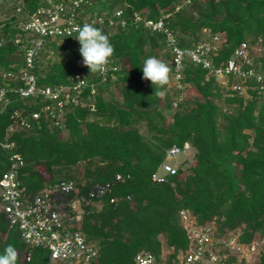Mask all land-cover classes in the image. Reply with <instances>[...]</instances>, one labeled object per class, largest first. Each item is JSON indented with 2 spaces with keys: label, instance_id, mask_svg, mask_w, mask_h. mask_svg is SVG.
I'll return each instance as SVG.
<instances>
[{
  "label": "trees",
  "instance_id": "1",
  "mask_svg": "<svg viewBox=\"0 0 264 264\" xmlns=\"http://www.w3.org/2000/svg\"><path fill=\"white\" fill-rule=\"evenodd\" d=\"M39 1L24 0L28 8ZM113 8L152 18L162 9L169 13L167 21L182 47L197 43L203 27L226 34L222 55L242 40L261 36L264 45V0H95L87 11ZM7 23L1 30L14 34ZM109 39L115 49L111 61L120 69L112 82L97 86L92 110L74 105L61 124L41 117L29 119V128L12 130L13 110L34 106L15 95L8 107L0 106V176L8 168L9 153L17 152L23 159L18 178L27 193L73 181L76 192L69 197L78 199L82 210L75 229L99 246L92 264H134L142 251L153 253L158 262L160 255L176 259L188 247L180 209L188 210L197 224L213 222L216 232L239 231L240 241L264 239V100L254 95L245 105L238 103L224 113L223 90L217 81L188 62L184 74L190 96L167 121L165 112L172 110L170 80L158 97L140 68L152 56L169 66L161 34L131 24L112 32ZM79 48L71 37L47 43L46 49L67 57L45 64L48 52H41L35 71L38 82H65L75 72L88 82L96 81L97 73L83 64ZM23 52V45L7 41L0 47V66L15 68ZM260 60L264 67V57ZM141 124L147 133L141 131ZM63 128L69 133L67 139L60 136ZM4 141L11 147L2 146ZM185 142L195 150L194 162L186 167L187 159L183 160L177 174L162 183L152 182L150 175L164 160L166 148ZM80 163L84 164L81 176L73 170ZM118 173L124 175L120 181L115 180ZM105 182L109 187L90 199L89 192ZM9 245L19 254L17 264H58L47 248L24 242L18 225L0 210V254ZM241 264H264V247L256 260Z\"/></svg>",
  "mask_w": 264,
  "mask_h": 264
},
{
  "label": "built area",
  "instance_id": "2",
  "mask_svg": "<svg viewBox=\"0 0 264 264\" xmlns=\"http://www.w3.org/2000/svg\"><path fill=\"white\" fill-rule=\"evenodd\" d=\"M94 3L95 0H40L35 7L28 8L24 0H0V47L7 41L24 46L18 66H0L1 110L8 107L13 95L29 99L34 106L33 110L28 107L13 110L12 130L29 128V119L39 120L41 117L54 125L61 124L65 113L74 105L87 106L92 110L91 99L97 86L116 78L115 72L120 66L111 61L104 73L97 72L96 81L88 82L82 74L75 72L70 73L65 82H38L35 71L41 52L47 51L49 56L54 51L46 49V44L75 38L76 27L85 23L101 29L108 36L131 24L150 33L161 34L170 56L172 109L185 97L188 84L184 73L188 62L204 68L207 75L217 81L223 90L220 105L224 113L230 112L238 103L245 105L254 95L264 100V67L260 60L264 57V45L261 36L255 41L242 40L228 55H222L227 44L225 33H213L203 27L197 43L182 47L176 31L167 21L169 13H163L162 9L156 18L138 11L129 12L125 8L87 11ZM6 22L15 29L14 34L1 30ZM81 80H84L83 84H79ZM2 146L10 148L11 144L4 141ZM190 148L188 142L166 148L164 160L150 175L151 181L162 183L177 174L182 164L179 157L187 155ZM22 165L19 153H9L8 168L0 176V210L12 224L18 225L24 242L47 248L54 263L92 264L99 255V246L97 241L88 239L75 229L82 212L80 201L69 197L71 192H76L75 183L59 181L38 192L27 193L18 178V168ZM123 178V174L115 175L117 181ZM109 184H97L95 190L89 192L90 199L103 193ZM179 215L187 232L188 247L176 259L169 260L160 255L159 262L153 253L142 251L135 255L134 264H241L252 261L264 247L263 238L240 241L239 231L219 233L213 222L197 224L186 209H180Z\"/></svg>",
  "mask_w": 264,
  "mask_h": 264
},
{
  "label": "clouds",
  "instance_id": "3",
  "mask_svg": "<svg viewBox=\"0 0 264 264\" xmlns=\"http://www.w3.org/2000/svg\"><path fill=\"white\" fill-rule=\"evenodd\" d=\"M75 31L77 32L75 39L80 45L79 51L83 57V64L89 68L90 73H104L115 51L109 36L101 29L87 23L77 26ZM140 68L143 72V79L150 81L154 87V95L163 96L162 89L170 80V67L162 60L152 56L146 58ZM84 80H81L79 84H83ZM18 256L17 250L9 245L0 254V264H17Z\"/></svg>",
  "mask_w": 264,
  "mask_h": 264
},
{
  "label": "rangeland",
  "instance_id": "4",
  "mask_svg": "<svg viewBox=\"0 0 264 264\" xmlns=\"http://www.w3.org/2000/svg\"><path fill=\"white\" fill-rule=\"evenodd\" d=\"M66 57H67V56H64V57H63V52H62V51H59V50H56V51H55V50H54L52 53H50L49 56L44 57L43 60L45 61L44 63L46 64V62L48 63V62H50V61H56V60H61V59L64 60V59H66ZM169 87H171V86L169 85ZM170 89H171V88H170ZM111 90H112L114 93H115V91H116V89H115V87H114L113 85H111ZM172 93H173V92H170L171 95H172ZM114 95H115V94H114ZM184 96H188V97H189V96H190V92H189V91H185V92H184ZM173 111H174V109L165 112V113H166V119H167V121L171 120V115H172ZM140 128H141V131H142L143 133H147V130H146V128H145V126H144L143 124L140 125ZM60 136H61L63 139H67V138H68L69 133H68V131H67L66 128H63V129H62ZM194 151H195L194 148L191 147L190 150H189V153H188L187 155H181V156L179 157V159H180L181 161L187 159V162H186V164H185L184 166L187 167L189 164H191L192 162H194V161H192V160H194V159H193ZM73 170L77 171V172H78V175L81 176L82 173H83V170H84V164H83V163H80L79 165L75 166V167L73 168ZM160 239H161L162 242L164 243V237H163V236H160ZM262 248H263V247L260 248V251H261ZM163 249H164V252L167 251V249L165 248V246H164ZM258 256H259V255H254V256H253L254 259H252V260H256V259L258 258Z\"/></svg>",
  "mask_w": 264,
  "mask_h": 264
}]
</instances>
